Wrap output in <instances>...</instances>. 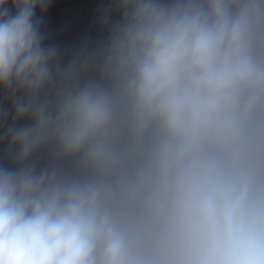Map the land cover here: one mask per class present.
I'll return each mask as SVG.
<instances>
[{
  "label": "clouds",
  "instance_id": "1",
  "mask_svg": "<svg viewBox=\"0 0 264 264\" xmlns=\"http://www.w3.org/2000/svg\"><path fill=\"white\" fill-rule=\"evenodd\" d=\"M51 5L0 0V264H264V0Z\"/></svg>",
  "mask_w": 264,
  "mask_h": 264
}]
</instances>
